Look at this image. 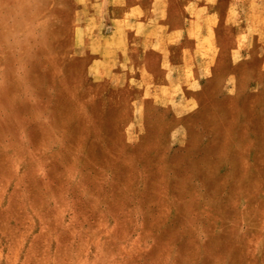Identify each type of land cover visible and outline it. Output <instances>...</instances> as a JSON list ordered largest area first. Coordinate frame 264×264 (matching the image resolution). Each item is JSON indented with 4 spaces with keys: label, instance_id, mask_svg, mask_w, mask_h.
Masks as SVG:
<instances>
[{
    "label": "rangeland",
    "instance_id": "1",
    "mask_svg": "<svg viewBox=\"0 0 264 264\" xmlns=\"http://www.w3.org/2000/svg\"><path fill=\"white\" fill-rule=\"evenodd\" d=\"M0 264H264V0H0Z\"/></svg>",
    "mask_w": 264,
    "mask_h": 264
},
{
    "label": "crops",
    "instance_id": "2",
    "mask_svg": "<svg viewBox=\"0 0 264 264\" xmlns=\"http://www.w3.org/2000/svg\"><path fill=\"white\" fill-rule=\"evenodd\" d=\"M93 28L95 29H89L91 31L89 35L83 37L86 51L91 55L86 66V75H96L94 77L96 80L111 81L122 77L124 82L129 75H136V59L132 54L133 43L130 42L126 30L113 24L108 28L104 26L102 29V25ZM85 30L88 31V29ZM160 47L158 51L151 45L148 48L151 52L159 54L160 68L165 69L171 61L165 54L166 48H162V45ZM144 63L146 64L144 74L155 75L153 69L147 67L151 61L145 59Z\"/></svg>",
    "mask_w": 264,
    "mask_h": 264
}]
</instances>
